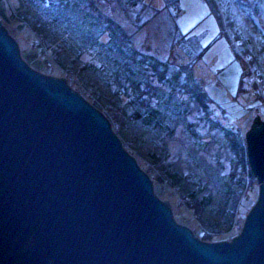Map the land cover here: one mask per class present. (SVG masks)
I'll list each match as a JSON object with an SVG mask.
<instances>
[{"label":"water","instance_id":"obj_1","mask_svg":"<svg viewBox=\"0 0 264 264\" xmlns=\"http://www.w3.org/2000/svg\"><path fill=\"white\" fill-rule=\"evenodd\" d=\"M247 134L256 204L233 240L176 222L110 121L31 69L0 24V264H264V122Z\"/></svg>","mask_w":264,"mask_h":264},{"label":"trees","instance_id":"obj_2","mask_svg":"<svg viewBox=\"0 0 264 264\" xmlns=\"http://www.w3.org/2000/svg\"><path fill=\"white\" fill-rule=\"evenodd\" d=\"M15 1L22 7L19 15L24 23L35 25L34 29L44 37L46 45L54 44L53 38L56 36L58 43L52 46L56 61L51 62V67L53 64L59 67L60 64L85 86L93 85L97 98L108 110L107 118H112L118 127L127 129L139 125L154 137L166 133L169 124L174 126L180 120L196 140L198 150L213 143V131H221L231 156L226 166L217 163V173L209 174L211 177L208 180L198 171L174 168L168 156L157 152V149L155 152L146 149L145 158L165 180L169 191L174 192L199 221V228L192 230L201 240L207 242L212 231L217 232L224 224H230V217L243 189V174L248 169L243 154L244 144L237 134L233 135L228 127L219 122L213 110H216L213 99L205 91L203 80L193 73L206 46L198 40L192 43L189 35L178 29L175 23V17L180 12L178 0H163L162 8L151 7L145 0H102L115 4L124 12H132L133 25L139 30L147 23L148 19L143 14L148 8H152L154 14L166 10L172 20L168 45L171 56L163 58L138 47L132 34L120 22L97 10L95 0ZM203 1L208 4L221 31L226 33L225 28H228L230 36L227 37L235 53L245 62L238 91L246 88L251 91L256 83L264 91V71L259 64V55L264 52L263 38L259 37L251 44L242 34L230 9L232 0ZM233 1L253 17L264 6L263 0ZM73 9L78 13L70 17L73 23L70 26L67 22L64 24L66 15ZM76 19L84 28L80 32L74 26ZM64 32L69 34L68 37L72 36L74 46L69 42L65 44ZM69 48L73 55L67 58ZM86 53H91L90 58L83 57ZM254 73L257 74L256 82L252 78ZM245 78L249 83L244 82ZM93 79L98 82H93ZM97 84L102 85L101 89L96 87ZM202 128L210 129L209 134L202 132ZM141 144L145 145L146 141ZM150 175L156 183H160L161 179L155 172ZM254 179L251 175L248 177L249 181ZM215 215H219L220 219H215Z\"/></svg>","mask_w":264,"mask_h":264},{"label":"rangeland","instance_id":"obj_3","mask_svg":"<svg viewBox=\"0 0 264 264\" xmlns=\"http://www.w3.org/2000/svg\"><path fill=\"white\" fill-rule=\"evenodd\" d=\"M145 1L151 7L162 8L164 6L163 0ZM95 5L98 11L107 13L120 22L132 34L138 47L151 51L162 58L171 56V50L168 45L172 20L168 17L166 10L163 9L158 14H154L152 8H148L143 14L144 18L148 19L147 23L139 30L133 25L132 12H124L115 4L106 3L102 0H95ZM178 5L180 12L175 17L178 29L187 33L192 43L198 40L201 45L206 46L202 58L193 68V73L197 78L203 80L205 91L213 99L212 103L216 107V110H213L216 112L219 122L223 126L235 130L241 142H244L245 148L247 147L246 137L254 126L253 119L255 115L259 113L262 122H264V91L259 86V83H256L251 91H249V88L238 91L240 79L245 69V62L240 58L239 54L235 53L227 37V35L230 36V31L228 28H225L226 33L221 31L216 18L209 11L208 4L203 0H178ZM230 9L237 24H239L240 31L251 44L254 43L257 37H261L264 40V6L260 9V13L254 17L242 11L236 1H231ZM20 11L22 12V7L15 0H0V24L16 41L22 60L31 69L43 75L62 79L92 106L95 107L97 105L99 108H95L109 118L108 110H106L104 103L97 98L92 89L93 85L85 86L77 80L73 73L61 67L59 63L61 68L54 64L53 67H48L47 62L49 60L52 62L56 61L52 54V46L58 43V40H56L55 36L53 38L55 39L54 44L49 46L51 55L37 48V45H40L39 42L44 44L43 40H40L42 35L34 29L36 28L35 25L26 26L19 15ZM76 14L78 13L74 9L70 10L65 17L64 24L67 22L66 24L70 26V23H73L70 17L72 18ZM76 20L77 22H74V26H76L77 32H80L84 28L80 21ZM63 34H66L65 44L70 43L69 45L74 46V41L71 39L72 36L68 37L67 35L69 34L65 32ZM71 54L73 55V51L69 48L67 55H65L67 57ZM90 54L86 53L83 57L90 58ZM259 64L264 71V52L259 55ZM252 78L255 81L257 77L252 74ZM94 80L92 81L98 82ZM247 80L248 78H245L244 82L249 83V80ZM96 87L101 89L102 85L97 84ZM254 96L257 97V100L254 99ZM92 103H95V105ZM109 121L122 146L135 157L145 173L151 178L150 174L155 172L161 179L158 184L151 178L153 190L156 196L170 204L176 222L185 224L190 229L199 228V221L191 215L188 208L178 199L177 195L169 191L165 180L159 176V172L154 171L152 166L148 164L145 153L146 149L153 152L157 149V152L168 156L167 158L174 168L185 171H198L201 176L208 180L211 177L209 174L217 173V168L219 167L217 163L220 162L226 166L231 156V151L221 131L216 130L211 133L213 135V145H205V148L198 150L195 145L196 140L188 133L180 120L174 126L169 124L166 133H160L161 135L154 137L151 132L143 130L139 125L126 129L121 126L118 127L112 118ZM201 131L209 134L210 129L202 128ZM151 139L154 141H150ZM142 141H146V144H141ZM243 154L245 159V153ZM255 183L251 191L246 195L244 194L242 199H238L233 216L230 217V224L222 226L221 230H223V233L209 236L207 240H233L240 234L246 216L258 200L259 184ZM214 218L220 219L219 215H215ZM234 225L235 228L232 230Z\"/></svg>","mask_w":264,"mask_h":264},{"label":"bare ground","instance_id":"obj_4","mask_svg":"<svg viewBox=\"0 0 264 264\" xmlns=\"http://www.w3.org/2000/svg\"><path fill=\"white\" fill-rule=\"evenodd\" d=\"M2 25V24H1ZM27 26V25H26ZM4 28V27H3ZM5 29V28H4ZM6 30V29H5ZM12 37V36H11ZM258 38V37H257ZM257 38H255V40L257 39ZM40 40H43V43L44 44H41V42H39L40 43V45H37L38 47L37 48H39L41 51H46V52H48V54L49 55H51V51H50V48H49V46L48 45H46V41H45V39H44V37H41L40 38ZM48 67H50V66H48ZM254 77H257V74H254ZM258 97H259V95H258ZM107 118V117H106ZM108 119V118H107ZM109 120V119H108ZM110 126H111V123H110ZM227 127V126H226ZM111 129H112V126H111ZM229 130H231L232 131V133H233V135H236L237 134V132L235 131V130H233V129H231V128H229ZM244 143V142H243ZM244 151H245V161H248V155H247V147H245L244 148ZM244 176H243V180H244V185H243V189H242V192H241V194H240V198L242 199V196L245 194H247L249 191H251L252 190V187L256 184L255 182H257L258 183V181H257V179H256V177L253 175V173H252V170H251V168H249V169H247V170H245L244 171V174H243ZM251 175V177H253V178H255L253 181H249L248 180V177ZM255 181V182H254ZM259 184V183H258ZM165 194H166V192H165ZM158 197V196H157ZM171 197V196H170ZM159 198V197H158ZM169 206H170V204L167 202V201H165ZM234 228H235V225L233 226V228H232V230H234ZM219 233H223V230H220L219 229V231H217V232H211L210 233V235L211 236H213V235H216V234H218V235H220Z\"/></svg>","mask_w":264,"mask_h":264},{"label":"built area","instance_id":"obj_5","mask_svg":"<svg viewBox=\"0 0 264 264\" xmlns=\"http://www.w3.org/2000/svg\"><path fill=\"white\" fill-rule=\"evenodd\" d=\"M48 66H50V60L47 62ZM248 164V163H247ZM247 168L249 169V164L247 165Z\"/></svg>","mask_w":264,"mask_h":264}]
</instances>
